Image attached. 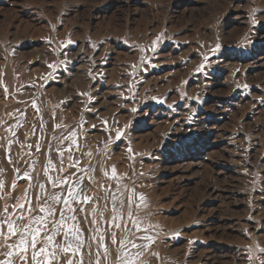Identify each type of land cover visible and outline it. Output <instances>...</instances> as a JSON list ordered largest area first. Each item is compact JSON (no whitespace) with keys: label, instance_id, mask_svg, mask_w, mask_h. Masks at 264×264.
<instances>
[{"label":"rangeland","instance_id":"obj_1","mask_svg":"<svg viewBox=\"0 0 264 264\" xmlns=\"http://www.w3.org/2000/svg\"><path fill=\"white\" fill-rule=\"evenodd\" d=\"M0 145L1 210L54 190L49 157L83 177L101 264L129 196L155 226L136 264H261L264 0H0Z\"/></svg>","mask_w":264,"mask_h":264},{"label":"snow or ice","instance_id":"obj_2","mask_svg":"<svg viewBox=\"0 0 264 264\" xmlns=\"http://www.w3.org/2000/svg\"><path fill=\"white\" fill-rule=\"evenodd\" d=\"M219 47V45H217ZM208 58L205 57V60ZM52 67V65H49ZM35 107V105H33ZM56 127H61V125H56ZM122 133L117 130L116 137L120 138ZM76 132L72 131L69 133V136L66 137L70 140L72 144L76 143L75 138ZM11 144V141H9ZM2 147V145H0ZM37 150H39L40 145H36ZM62 157V153H61ZM11 162V161H10ZM63 163L61 159V164ZM78 163V161L76 162ZM75 166V165H72ZM49 168L55 171V167L52 164V160L49 157L48 167L45 168V175L48 176V181L51 184L53 189H60V191L47 192L44 184H40L39 187L42 193H46L43 197V203H40L41 196H37V205L33 207L30 200H27L26 203H21L19 200L16 205H3L2 210H0V236L10 238L12 236H17L19 243L14 242L13 245L5 244V247H15L21 255V259L27 260V252L31 248V259L33 264H59V256L61 254H67L70 250L73 255L80 253V250L85 247V241L83 239V230L79 226V220L77 215V205L81 203H88L91 200V197L83 194L82 191H77L79 185L81 184L83 177L75 176L74 173L69 174L68 176H57L53 178L49 175ZM3 170L0 169V172ZM60 172H63V168L59 169ZM81 171H84L81 169ZM75 176V179L73 177ZM113 176L115 177V169H113ZM24 178L31 181L32 177L28 172L24 173ZM66 185V187H65ZM4 183L0 181V189H3ZM15 187V181L13 182V188ZM31 187V184H30ZM66 193V195H65ZM115 202L116 197H112ZM143 200V196L140 197ZM132 196L128 197V208L127 213L128 219L131 221L132 227H128L125 224V236L119 241V254L117 256L118 264H136V259L142 255V250L149 247L150 243L153 242V237L148 235V231L154 228V225L148 224L143 225V221L139 217H134L132 212ZM27 205V206H26ZM12 207L13 211L10 213L9 208ZM124 201H120V209H123ZM97 209L94 207L91 210V215L93 216V223H95V215ZM113 211L120 215V211L113 204ZM80 213L84 212L83 208L79 209ZM103 215V212H101ZM116 219V216H113V220ZM121 219L123 217L121 216ZM70 221L72 223H70ZM51 225V227H49ZM116 227H120L119 224ZM143 232L144 234L136 236L135 232ZM62 236L63 242H57L56 237ZM91 240H95V237H91ZM101 241L103 236L100 237ZM145 241L147 243H137L136 241ZM43 241V245L37 248V245ZM112 242L115 244L116 237L113 234ZM97 248H103V259L105 264H107L108 257L110 252L106 245L98 244ZM89 251L86 255L89 257L88 264H93L91 259L93 252L91 251V244H88ZM131 249H136V252H132ZM261 252H264V248L260 249ZM9 251L6 253V258L0 260V264H13L10 257L15 255ZM101 252H95V262L94 264H101ZM66 264H73L72 260H68ZM79 264H84V256H80ZM261 264H264V260L261 261Z\"/></svg>","mask_w":264,"mask_h":264},{"label":"bare ground","instance_id":"obj_3","mask_svg":"<svg viewBox=\"0 0 264 264\" xmlns=\"http://www.w3.org/2000/svg\"><path fill=\"white\" fill-rule=\"evenodd\" d=\"M35 171H33L32 173H30V175L32 176V177H34V176H37V169L35 168L34 169ZM43 184V183H42ZM85 185V181H84V179L82 180V182H81V184L79 185V188H77V191H82L83 192V194H86L87 195V193L84 191V189H83V186ZM35 187V186H34ZM46 187V186H45ZM48 188V187H47ZM33 189H35V191L33 190ZM53 191H60V190H53ZM46 195V193H42L41 192V189H40V187H37V190H36V188H33L32 187V184H31V187L29 188V192H28V195L25 197V203H26V201L27 200H30L31 201V204H32V206L33 207H36V205H37V200H36V197L37 196H41V200H40V203H43V197ZM65 195H66V193H65ZM12 196V195H11ZM2 204V203H1ZM5 204V203H4ZM9 204V203H8ZM11 204V203H10ZM14 204V203H13ZM27 206V205H26ZM80 208H83L84 209V212L83 213H80L79 212V209ZM90 207L89 206H87V204L86 203H81V204H79V205H77V215H78V220H79V226L81 227V229L84 231V226H83V224H84V220L87 218V220L86 221H88V219H89V217H90V219H92V216L90 215L91 214V211H90V209H89ZM1 210V209H0ZM10 211V210H9ZM98 215V214H97ZM87 216V217H86ZM97 219V218H96ZM70 223H72L71 221H70ZM93 224V223H92ZM49 226H51V225H49ZM87 226V225H86ZM86 234V233H85ZM0 240L1 241H3V242H6L8 245H13L14 244V242L16 243V244H18L19 243V240H18V237L17 236H12V237H10V238H5V237H3V236H0ZM56 240H57V242H63V237H60V236H57L56 237ZM2 242V243H3ZM43 245V241H41V243L40 244H38L37 245V248H39V247H41ZM92 246V245H91ZM96 248V247H95ZM7 249H9V248H7ZM6 249V250H7ZM93 250H95V249H93ZM92 250V251H93ZM9 251H11V252H13V253H16L15 255H13L12 257H10V259L12 260V262H13V264H33V261L30 259V254H29V252L30 251H32L31 250V248H29V250H28V252H27V260L26 261H24L23 263L21 262V255H23V253H19L18 252V250L15 248V247H11L10 248V250ZM8 250H7V252H9ZM89 251V249H88V244L85 242V247L84 248H82L81 250H80V253L79 254H77V255H73V253H72V251L70 250L67 254H61L60 256H59V264H66V262L68 261V260H72L73 261V264H79V260H80V256L81 255H83L84 256V264H88V260H89V257L86 255V253ZM117 255V254H116ZM115 255V256H116ZM93 256V255H92ZM9 258V257H8ZM94 258V257H93ZM109 258H110V261H113V257L111 256V255H109ZM91 259H92V257H91ZM95 259V258H94ZM94 259H92V261H93V264H94ZM109 261V262H110ZM53 264H55V262H53Z\"/></svg>","mask_w":264,"mask_h":264}]
</instances>
